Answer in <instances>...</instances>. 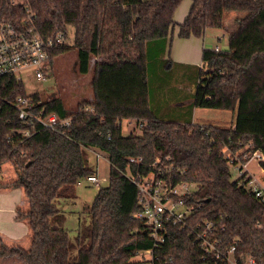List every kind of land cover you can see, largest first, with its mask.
Masks as SVG:
<instances>
[{"label": "trees", "instance_id": "obj_1", "mask_svg": "<svg viewBox=\"0 0 264 264\" xmlns=\"http://www.w3.org/2000/svg\"><path fill=\"white\" fill-rule=\"evenodd\" d=\"M183 1L0 0L1 18L30 22L44 36L74 28L73 44L53 51L52 60L76 50L79 72L87 74L96 58L94 101L70 109L59 96L33 94L38 109L71 122L54 130L37 127L30 137L21 133L27 125L14 105L27 95L25 85L2 79L0 172L9 161L16 176L0 180V188L24 189L29 207L19 208L17 219L28 223L32 242L28 249L1 246L0 257L17 256L23 264H152L135 259L153 240L146 222L135 217L139 189L126 174L162 171L174 183L195 184L190 201L202 204L196 218L223 221L225 244L239 241L236 255L264 264V201L243 177L232 179L223 153L240 151L242 158L241 150L251 144L248 150L264 154V0H191L188 16L178 24L181 38L201 37L207 29H225L227 12H242L228 32L227 49H204L193 102L182 113L194 107L234 111L229 126L171 120L152 105L150 65L171 61L164 56ZM124 119L142 123V134L124 135ZM92 152L109 159V184L85 207L90 223L71 237L58 203L74 194L80 180L96 175ZM260 166L264 169V160ZM153 255L155 264H202L204 252L188 229L170 226L167 241Z\"/></svg>", "mask_w": 264, "mask_h": 264}, {"label": "built area", "instance_id": "obj_2", "mask_svg": "<svg viewBox=\"0 0 264 264\" xmlns=\"http://www.w3.org/2000/svg\"><path fill=\"white\" fill-rule=\"evenodd\" d=\"M69 44L68 33L59 32L52 36H44L27 22L19 25L13 21L0 17V85L6 76L13 77L23 83L22 73L28 70L34 71L38 79H45L44 64L53 61L51 53ZM217 51L219 47L215 48ZM24 84V83H23ZM37 103L32 95L19 96L14 105L18 109L19 117L27 125L21 133L30 137L36 132L37 127L57 129L59 125H69L70 118L60 119L56 113H46L44 109H38ZM87 110L89 108H86ZM142 127L143 124L139 123ZM243 148L242 158L238 154H224L229 159L232 167L237 166L240 174L247 181V188L256 197L264 201V186L249 173L248 165L255 161L260 164L264 160V154L260 150H248L251 146ZM247 150V151H246ZM132 163H142V158H130ZM169 170L168 172H170ZM136 183L139 189L138 204L140 210L135 217L146 222L150 229L153 247L139 252L141 257L151 260L155 264L153 252L161 248L167 241L170 226H179L188 229L194 243L203 250L202 264H256L254 257L244 258L236 255L237 245H226L222 237L225 231L223 221L216 219L199 220L196 211L201 205L190 201L193 197L196 185L187 181L174 183L167 175L162 176V171L148 174H126ZM238 177V178H239ZM84 180L98 182L97 175L88 176Z\"/></svg>", "mask_w": 264, "mask_h": 264}, {"label": "rangeland", "instance_id": "obj_3", "mask_svg": "<svg viewBox=\"0 0 264 264\" xmlns=\"http://www.w3.org/2000/svg\"><path fill=\"white\" fill-rule=\"evenodd\" d=\"M241 14L242 12L240 11L227 12L225 15L226 28H211L213 32L218 34L216 41L210 42L213 48L216 45H219L221 49L228 48V32H232L236 29L237 23L235 22V18ZM68 40L69 44L72 45L74 41V28L72 26L68 28ZM95 59L96 58L91 59L90 72L87 74H81L79 72L77 64L78 55L76 50L61 54L53 61L44 64L43 70L46 74L45 79H38L32 70L25 71L22 73V78L27 94H39L42 99L59 96L64 100L68 108L75 109L80 103L92 100L94 97L92 78ZM171 63L172 62L170 61L168 64L162 65L157 71L150 70L151 82L153 81L157 86L163 87L168 98H175L177 95L175 90L180 88V97L185 100H153L154 109L158 114L168 116L171 120L184 119L182 122L191 119V122L195 124L208 122L222 126L234 124L236 115L234 111L197 107L196 109L193 108L195 111H192V113L185 112L179 116L177 112L180 107L176 102H193V92L196 89L200 68L203 64L200 66H185L180 63H175L171 66ZM191 104L192 103L185 106L187 111ZM167 113L170 115H167ZM121 125L122 132L126 136L131 134H142V127L135 119H124L122 120ZM238 152L239 151H237L236 154H238ZM227 154L230 155L231 151L228 150ZM90 162L96 170V175L99 177V181L90 182L84 180L81 184L76 186L75 192L71 197L62 199L61 202L58 203L59 208L66 214L67 220L65 227L69 230L71 237L76 236L81 227L83 228L90 223V216L85 210V207L92 204L101 187H105L109 184L111 169L109 159L104 155L92 152ZM248 168L257 181L264 186V170L261 169L260 164L252 161L248 165ZM239 174L240 171L238 167H232V179H237ZM15 176L16 174L13 164L9 161L5 162L0 172V178H4V180L1 181L10 182ZM26 202V206H24L23 209H28L29 207L27 197ZM28 242V246H26L25 249L30 247L32 233ZM140 257L141 255L138 254L135 259ZM11 259L18 263H22L17 256Z\"/></svg>", "mask_w": 264, "mask_h": 264}, {"label": "crops", "instance_id": "obj_4", "mask_svg": "<svg viewBox=\"0 0 264 264\" xmlns=\"http://www.w3.org/2000/svg\"><path fill=\"white\" fill-rule=\"evenodd\" d=\"M191 6H192L191 0H184L175 12L174 19L177 25L172 31L169 40V46L167 49L168 51L164 56L165 59L171 60L172 62L171 66L175 63H180L185 66L202 65L204 49L208 47H211L213 49V46L211 45L210 42H215L218 36V34L216 32H213V30L211 29H207L204 35L201 37L191 36L189 38H181L179 36L178 24L184 22V20L186 19V17L190 12ZM216 47L220 48L219 45H216L214 49ZM150 67H152L154 71H157L160 67H162V64L160 65L152 64L150 65ZM180 91L181 89L177 88V90H175L177 94L176 97L168 98V96L166 95V91L163 90V87L157 86V84L153 82L152 90H151V100H185V99H181ZM89 101H94V97L92 98V100ZM176 103L180 107L177 112L178 115L180 116L185 111V106L189 105L192 102L180 101ZM152 105H153V101H152ZM194 108L196 109L197 107ZM195 109L193 111H195ZM167 115L170 114L167 113ZM249 173L253 175L250 171ZM0 180H4V178L2 177L0 178ZM26 203H27L26 194L23 188L21 187L0 188V247L20 246L22 248H25L26 246H28L29 243L28 239L32 233L31 229L26 221L17 219L18 209L19 208L23 209V207L26 206ZM11 258L13 257H0V264H22V263H18L17 261H14Z\"/></svg>", "mask_w": 264, "mask_h": 264}]
</instances>
